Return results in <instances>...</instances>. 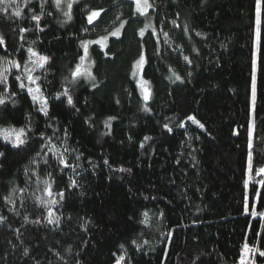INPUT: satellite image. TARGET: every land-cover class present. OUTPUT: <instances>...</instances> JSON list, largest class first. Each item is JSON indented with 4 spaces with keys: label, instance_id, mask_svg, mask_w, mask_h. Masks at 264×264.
<instances>
[{
    "label": "trees",
    "instance_id": "1",
    "mask_svg": "<svg viewBox=\"0 0 264 264\" xmlns=\"http://www.w3.org/2000/svg\"><path fill=\"white\" fill-rule=\"evenodd\" d=\"M151 2L157 34L144 37L138 30L146 18L128 0H76L70 21L53 0H19L21 17L13 9L0 13V56L23 61L32 47L50 58L46 72H36L47 116L13 84V75L16 103L0 106V127L31 129L19 148L0 138V264H116L120 256L123 264H238L245 243L264 251V215L245 212L249 198L250 211L264 213L258 183L264 176L256 175L264 167V11L253 103L256 0ZM100 9L89 24L90 12ZM121 21L128 23L107 48L89 47L96 86L83 78L70 83L81 42ZM141 52L151 88L147 104L132 76ZM64 88L75 107L55 99ZM48 137L60 151L75 150L66 154L79 164L75 172L48 151ZM45 179L65 193L51 206L58 225L48 223V208L37 200L45 196ZM70 180L78 186L69 187ZM248 255L264 264L258 252Z\"/></svg>",
    "mask_w": 264,
    "mask_h": 264
},
{
    "label": "snow or ice",
    "instance_id": "2",
    "mask_svg": "<svg viewBox=\"0 0 264 264\" xmlns=\"http://www.w3.org/2000/svg\"><path fill=\"white\" fill-rule=\"evenodd\" d=\"M25 5L28 3V0H24ZM47 2V0H45ZM54 5L56 8H61L62 3H64V0H53ZM75 0H67L66 7L68 11L64 12V15L67 17V20H71V9L73 7V3ZM135 3V14H138L139 16L145 17L146 19L149 16V10L154 8V4L151 2V0H134ZM43 7V5H41ZM10 9H13L12 15L15 17H21L22 16V9L20 7L19 0H0V13L7 14ZM256 38H257V44L259 45L260 41V26H261V13L264 11V0H256ZM101 11L100 10H93L88 15V23L92 24L94 20H96L97 17L100 16ZM31 19L33 21H36V28L40 31H43L42 28H40V19L41 17L39 15L33 14L31 16ZM128 23L127 21H121L119 27L115 28L114 30L108 32L106 35L100 36L98 39L91 40V41H82L81 47L83 48V55L79 56V62L75 64L74 68L70 69V83L75 84L78 83L82 78L86 81L93 82V87H95V80L96 77L93 74L92 66L94 64V61L92 63H86L90 59L89 57V45L90 44H97L100 46L101 49H105L108 47V38L109 36L113 37H119L121 35V31L124 29L125 24ZM172 24L174 26H179L176 24V21L173 20ZM151 29L150 35H155L156 28L152 25V23L149 21L148 23L144 24V27L140 28L138 30L139 35L141 37H144L146 32ZM187 30V29H185ZM21 31H28L27 29H21ZM87 31V29H85ZM161 32L165 39L167 40L169 33L163 31L161 29ZM197 35H200V33H197ZM5 45V38L0 35V46ZM28 56L26 59L21 60H9L6 56H0V85L3 86V89L0 90V106H5L7 102L11 101V103L15 104L16 100L14 97L17 95L16 91L11 90V86L9 85L8 78L10 75L14 76L13 84L16 85V87L20 91H26L27 94L31 97L34 104H38V111L43 113L45 116L48 115V107H49V101L48 97L45 95L44 90L41 87V84L39 83L41 81V76L36 75L37 70H43L46 72V66L49 63V57L47 55H43L39 52H37L34 48L29 47L27 49ZM107 55V52L104 53ZM184 59L188 61V57L185 56ZM146 56L143 52L139 54L138 59L134 63V70L132 72V76L135 78L137 76L138 71H142L144 64L146 63ZM190 62V61H189ZM255 64V62H254ZM13 69L18 70L19 74H15L12 72ZM175 75V74H174ZM177 80H180V76L175 77ZM65 79H68V77H65ZM141 93L143 95V100L145 104L150 100L151 98V92L149 88L147 87L148 81L143 78L141 75L140 79L138 80ZM252 92H253V102L255 101V77H253L252 82ZM66 98L67 104L75 107L73 97L70 94V89L64 88L60 93H57L55 96V99H61ZM149 109L146 107L145 111H148ZM114 119V117H109V120ZM187 120L191 121L192 124L198 125L201 129L204 128V125L200 123L195 116H188ZM167 128L169 132L172 131L171 128H168V125L164 126ZM179 127L183 128L185 127L184 123H180ZM28 131H31L30 128L26 130V127H0V138H2L5 142L10 143L12 147L19 148L27 143L28 138ZM67 130L64 132L65 141L66 144V138H67ZM249 136H252V131L249 132ZM41 140H45V137L43 134H41ZM151 139L150 137H145V140ZM46 144L48 146V151L53 152L54 155L57 156L59 160V165H62L64 169H72V171L75 172L76 168L79 167V164L72 163L70 160L66 157V154H68L70 151H75L74 149L70 150L69 147L64 146L63 151H60V147L56 144L52 143L51 137H48L46 139ZM144 145L141 144V147ZM249 147H252V140H249ZM4 153L0 152V156H3ZM75 160H80V155L75 156ZM105 164H108V161H104ZM44 164H48V160H44ZM253 170L252 165V153L249 152L248 157V172L249 175H251ZM120 171H125V169H120ZM51 175V174H49ZM256 175L258 176H264V167H261L258 169ZM245 186H248L249 181L245 180ZM258 183L261 186H264V179H261L258 181ZM44 188L43 192L45 194L44 197H37V200L40 201L42 205H44L46 208H48V223L49 224H59L60 217L54 215V213L51 210V206L59 204L61 201L65 198L64 191L54 192L52 183L48 179H45L43 181ZM78 186V182L76 180H70L69 187L76 188ZM23 191V190H21ZM259 196L260 193H257ZM58 197V199L56 198ZM248 211V205L245 204V212ZM256 214V213H253ZM145 217V221L148 219V213H143ZM163 215V213H161ZM260 215H264V213H261ZM4 219L3 217H0V220ZM121 248L124 246L121 245ZM258 252L261 257H264V251H262L259 248H252L249 246L248 243H245L243 245L242 253L239 257L238 264H255V261L249 258V253H256ZM125 260L124 256H120L116 260V264H123Z\"/></svg>",
    "mask_w": 264,
    "mask_h": 264
},
{
    "label": "rangeland",
    "instance_id": "3",
    "mask_svg": "<svg viewBox=\"0 0 264 264\" xmlns=\"http://www.w3.org/2000/svg\"><path fill=\"white\" fill-rule=\"evenodd\" d=\"M75 1H76V0H75ZM128 1H131V2L134 3V0H128ZM66 4H67V0H64V3H62V5H61V9H62V10H65V11L68 10L67 7H66ZM134 4H135V3H134ZM150 11H151V9L149 10V13H150ZM144 18H145V17H144ZM149 21L152 23L153 26L155 25L154 22H153V20H152L151 17H150V14H149L148 18L146 19V23H148ZM148 31H151V29H149ZM260 32H261V26H260ZM120 36H121V35H120ZM120 36H119V37H120ZM111 38H117V37L109 36V38H108V42H109V40H110ZM97 39H98V38H97ZM91 40H95V39H88V40H84V41H91ZM259 42H260V41H259ZM92 45H94V44H90L89 47L92 46ZM96 45H97V44H96ZM258 48H259V45L257 44V38H256V39H255V56H254V62H255V64H254L255 89H256V76H257ZM89 57H90V55H89ZM86 63H92V61H91V57H90V59H89L88 61H86ZM141 75L143 76V70H142V71H138L137 76L135 77L136 82H137V85H138L139 90H140V93H141V89H140V86H139L138 80L140 79ZM145 80H146V79H145ZM147 87L149 88V85H147ZM149 90H150V92H151V88H149ZM141 94H142V93H141ZM150 99H151V98H150ZM252 102H253V97H252ZM254 102H255V101H254ZM254 102H253V103H254ZM247 205H248V211H247L246 213H247V214H251V215L254 216V217H259L260 213L257 211V208H256V207L253 209L252 212L250 211V207H249V198L247 199ZM253 213H256V214H253Z\"/></svg>",
    "mask_w": 264,
    "mask_h": 264
}]
</instances>
